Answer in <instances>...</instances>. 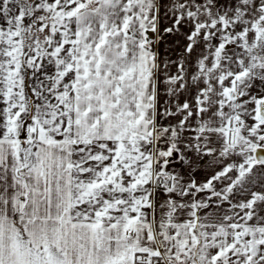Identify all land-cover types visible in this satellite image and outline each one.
<instances>
[{
  "label": "snow or ice",
  "instance_id": "snow-or-ice-1",
  "mask_svg": "<svg viewBox=\"0 0 264 264\" xmlns=\"http://www.w3.org/2000/svg\"><path fill=\"white\" fill-rule=\"evenodd\" d=\"M0 264H264V0H0Z\"/></svg>",
  "mask_w": 264,
  "mask_h": 264
}]
</instances>
